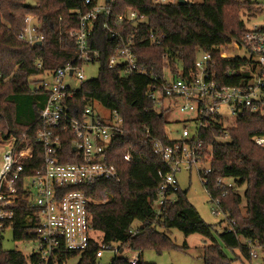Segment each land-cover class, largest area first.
Returning a JSON list of instances; mask_svg holds the SVG:
<instances>
[{"label":"trees","instance_id":"1","mask_svg":"<svg viewBox=\"0 0 264 264\" xmlns=\"http://www.w3.org/2000/svg\"><path fill=\"white\" fill-rule=\"evenodd\" d=\"M84 0H35L31 5L24 0H0V135L7 139L15 136L32 143L35 130L40 125L39 110L47 95L31 85L45 70L54 69L72 60L74 38L69 29L78 23L77 10ZM112 12L122 13L134 8L143 13L148 23L140 32L152 29L163 34L160 45L146 42L135 47L140 63L158 70L164 62L174 71L193 65L198 53L211 56L214 77L230 86H246L251 81L249 71L256 65L245 58L223 59L220 52L232 41H240L245 30L242 15L252 11L253 0H201L184 4H155L152 0H113ZM27 4V5H25ZM246 11V12H245ZM33 14L41 23L44 34L42 44L32 46L17 39L18 31L25 25L24 15ZM96 22L88 41L91 49L99 51L98 75L82 82L72 98V105L82 109L97 102L109 109H116L124 119L127 133L113 144L115 159L121 171L119 181L98 180L86 185L90 224L102 233L103 243L118 242L137 251L136 264H152L142 260L143 250L175 247L166 230L176 228L185 236L198 233L210 240L203 247L204 264H232L223 248H238L249 258L247 240L264 242V147L253 141L264 135V115L245 110L228 129L212 119L202 134L205 146L212 150L211 173L203 185L210 195L218 198L219 207L231 229L218 233L203 221L195 207L188 201L186 191L178 189L173 199L156 217L152 200L159 183L158 169H164L159 158L138 143V131L149 126L156 136L164 133L165 119L156 113L146 96L148 78L140 75H122L119 67L108 68L106 60L114 54V41ZM164 55V56H163ZM41 65V67H40ZM248 69V70H247ZM73 109V108H72ZM228 134L229 140L216 138ZM132 148L131 160L123 159ZM31 168L40 161V148L34 145ZM218 178H232L230 187L218 185ZM244 210V213H243ZM30 210L26 198L19 199L11 222L0 226V264H42L35 253L25 256L18 250H3V232L11 228L14 240L29 239L26 217ZM136 223V225H134ZM136 229L132 235L131 229ZM241 239L244 241L241 243ZM186 246V245H184ZM98 244L91 241L86 251L61 249L58 264L80 254L77 264H96ZM49 264H52L51 262ZM111 264H129L113 256Z\"/></svg>","mask_w":264,"mask_h":264},{"label":"built area","instance_id":"2","mask_svg":"<svg viewBox=\"0 0 264 264\" xmlns=\"http://www.w3.org/2000/svg\"><path fill=\"white\" fill-rule=\"evenodd\" d=\"M152 1L168 4L178 0ZM113 4V0L102 3L98 0L83 1L82 9L77 10V26L69 29L74 38L72 60L45 70L31 85L33 90L42 89L47 95L39 110L40 125L35 130L32 143L24 135L21 139L11 136L7 138L10 143L1 155L0 226L11 222L19 193L24 195L31 213L26 217L25 228L30 239L36 241L31 253L38 255L42 264H58L63 248L83 253L91 241L98 244L96 260L108 251L129 264L138 261L137 251H134L135 255L128 256L126 253L131 250L122 244L103 243L102 238L92 236L96 232L90 224L89 204L92 199L82 189L98 180L121 179V171L113 161V144L127 133L124 119L116 109L102 107L98 111L94 103L82 109L72 105L75 92L88 79L83 66L99 61V51L91 49L88 44L96 22H100L102 29L114 41V54L107 58V67H119L122 75L148 78L146 96L152 103L150 109L163 118L165 111L173 106L182 113L191 114L181 124H173L171 130L165 123L161 136H156L149 126L138 131L140 147L151 151L164 166V169L157 170L159 183L152 200L156 217L179 189L176 177L179 173L189 172L204 161H210V167L197 168L203 185L206 184V175L212 171L213 156L211 148L205 146L202 134L212 119H218L223 125L220 107L226 106L235 119L245 110L264 115V26L254 24L246 28L240 41H232L223 47L244 48L249 56L245 59L257 68L253 74L250 73L251 81L246 86H230L215 79L208 52H202L192 66L178 72H174L166 61L158 70L140 63L135 47L143 42L151 46L160 45L164 35L152 29L140 32L148 23L147 17L134 8L114 14ZM24 22L17 39L32 46H37V42L42 44L44 34L37 17L26 13ZM220 57L230 59L236 56L221 50ZM175 125L179 128H174ZM253 141L264 147V135L254 136ZM34 145L40 148V161L31 168V172H27ZM131 151L132 148H128L123 155L126 162L131 160ZM216 182L223 187L231 186L222 178ZM205 190L212 202V213H223L218 198L212 197L207 188ZM226 228L231 229L229 222ZM136 232V229L130 230L132 235ZM246 244L249 258L264 256V242L247 240Z\"/></svg>","mask_w":264,"mask_h":264},{"label":"rangeland","instance_id":"3","mask_svg":"<svg viewBox=\"0 0 264 264\" xmlns=\"http://www.w3.org/2000/svg\"><path fill=\"white\" fill-rule=\"evenodd\" d=\"M25 2L33 5L35 0H24ZM104 0H98L102 3ZM174 1V0H168ZM193 2H200L201 0H188ZM255 2L252 11H245V15H242L245 27H251L252 25L264 26V0H253ZM178 2V1H177ZM226 53L233 54L235 56H240L248 59V53L244 48L232 49L227 47L222 49ZM198 53L197 56H200ZM99 64H88L83 66L84 75L87 78H94L98 75ZM248 70V69H247ZM249 73L253 74L252 71ZM94 108L98 111L102 110V106L97 102H94ZM220 112L223 115V125L228 129V127L234 126L236 119L230 115L229 110L226 106L220 107ZM191 117L190 113H182L177 107L173 106L170 110L165 111L164 119L166 121L167 128L172 129V125L176 122L182 123L184 120ZM174 128H179L175 125ZM226 135L217 137L218 141L229 140L227 132ZM10 140L5 139L0 135V165H1V155L3 150L9 145ZM210 167V161H204L202 164L193 167L189 172H181L176 177L178 180V187L181 191H186V196L188 201L195 207L199 215L204 222L210 224L212 227V232L217 242L220 243L218 238V233L224 230L228 226V222L225 219L223 213L213 214L211 211L212 202L206 192L203 183L199 177L197 168L206 169ZM223 182L226 184H233L232 178H222ZM244 213V210H243ZM136 225V223H134ZM166 235L171 238L175 247H163L159 250L154 248H146L142 253V260L144 262H149L152 264H204L202 254L203 247L210 244V240L201 234L192 233L185 236L180 230L176 228H171L166 230ZM92 236L97 239L102 238V233L97 231L92 233ZM244 241L241 239V243ZM186 245V246H184ZM36 247V241L33 239H22L14 240L12 237L11 228H7L3 232L2 239V249L3 250H18L22 252L25 256L30 255L31 251ZM225 254L229 259H232V264H264V256H259L258 258H248L244 256L238 248L233 250L223 248ZM126 255H135L134 251H129ZM113 254L111 252L105 251L103 256L96 261V264H111ZM80 258V254L70 257L62 264H77Z\"/></svg>","mask_w":264,"mask_h":264},{"label":"water","instance_id":"4","mask_svg":"<svg viewBox=\"0 0 264 264\" xmlns=\"http://www.w3.org/2000/svg\"><path fill=\"white\" fill-rule=\"evenodd\" d=\"M187 1H185V0H178V3L179 4H184V3H186ZM25 5H27V4H25ZM37 45H40V42H37L36 43Z\"/></svg>","mask_w":264,"mask_h":264}]
</instances>
